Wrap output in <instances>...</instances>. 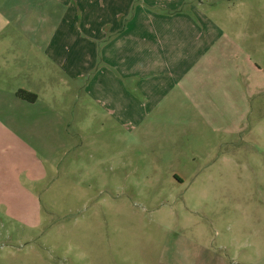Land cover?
I'll return each mask as SVG.
<instances>
[{"label":"rangeland","instance_id":"obj_1","mask_svg":"<svg viewBox=\"0 0 264 264\" xmlns=\"http://www.w3.org/2000/svg\"><path fill=\"white\" fill-rule=\"evenodd\" d=\"M200 1L231 45L180 107L107 111L87 81L28 67L39 101L0 118L46 162L40 187L23 179L42 223L2 209L0 264H264V0Z\"/></svg>","mask_w":264,"mask_h":264},{"label":"crops","instance_id":"obj_2","mask_svg":"<svg viewBox=\"0 0 264 264\" xmlns=\"http://www.w3.org/2000/svg\"><path fill=\"white\" fill-rule=\"evenodd\" d=\"M225 32L200 0H0V111L32 110L39 101L34 90L18 86L26 72L39 79L30 66L50 69L61 83L87 81V94L107 111H156L164 102L163 110L180 107L169 96L178 90L187 97L183 89L190 83L197 91L201 65L221 67L207 55L216 49L221 56L230 47L229 40L218 43ZM18 91L37 98L23 101ZM6 124L13 123L0 118V211L23 231L42 223L40 194L29 193L32 214L23 215V179L40 187L47 168ZM33 242H25L27 256L38 260Z\"/></svg>","mask_w":264,"mask_h":264},{"label":"trees","instance_id":"obj_3","mask_svg":"<svg viewBox=\"0 0 264 264\" xmlns=\"http://www.w3.org/2000/svg\"><path fill=\"white\" fill-rule=\"evenodd\" d=\"M232 1V0H231ZM16 96L23 100V101H26V102H30V103H33L35 100H36V95H33L31 93H27L25 91H18L16 93Z\"/></svg>","mask_w":264,"mask_h":264}]
</instances>
